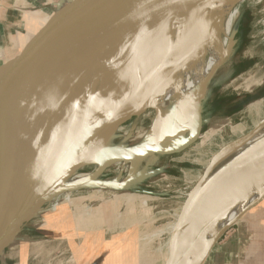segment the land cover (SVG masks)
I'll list each match as a JSON object with an SVG mask.
<instances>
[{"label":"bare ground","instance_id":"6f19581e","mask_svg":"<svg viewBox=\"0 0 264 264\" xmlns=\"http://www.w3.org/2000/svg\"><path fill=\"white\" fill-rule=\"evenodd\" d=\"M200 1L175 0V13L168 22L133 45L129 44L136 19L131 20L129 25L112 32L100 57L51 69L39 79L3 95L0 158L7 162L0 169V214L24 189L38 166L39 171L48 173V164L42 162L48 160L51 150L61 153L54 162L50 160L54 172L60 173L72 158L67 159L64 151L75 149L86 135L99 132L100 116L104 118L102 122L123 116L125 102L137 115L147 109L160 111L146 142L175 143L190 134L196 108L207 90L208 85L203 91L204 83L223 65L232 18L239 4L236 0ZM55 38L38 44L26 58L1 68L0 81H12L30 69L44 50L51 49ZM165 111L169 112L166 116L162 114ZM17 135L28 137V144L17 142L14 139ZM262 143L264 128L257 127L207 173L193 200ZM2 147L5 149L1 150ZM128 164L129 174L120 180L122 183L137 169L138 163ZM87 176H73L66 185H76ZM236 179L235 184L205 202L181 231L176 252L191 246L182 264H196L221 229L264 194V163L243 170ZM58 199L49 202V206Z\"/></svg>","mask_w":264,"mask_h":264},{"label":"rangeland","instance_id":"374dc122","mask_svg":"<svg viewBox=\"0 0 264 264\" xmlns=\"http://www.w3.org/2000/svg\"><path fill=\"white\" fill-rule=\"evenodd\" d=\"M3 2L7 3L8 0ZM9 15V9L0 8V25ZM233 16L229 43L221 62L223 65L208 78L209 83L202 100V131L196 143L181 154L138 163L125 189L86 191L72 194L67 203H61V200L52 202L50 206L45 205L49 208L44 209V206V210L26 224L11 245L0 253V264H76V256L79 255L72 251L69 239L67 241L57 234L60 227L58 222L69 224L67 230L74 232L71 237L74 236L72 240L75 242V236L81 233L70 229L74 222L78 221L76 225L81 227L83 221L122 224L132 220L141 222L147 233L146 238H142L140 257L136 263L162 264L170 228L187 193L202 175L211 157L264 119V95L242 107L234 108L245 98L260 90L264 91V70H258L256 76L253 74L254 69L240 75L245 70L242 67L245 63L260 59L255 45H264V0L238 4ZM66 29L65 25L59 31L64 32ZM123 109L125 113L119 119L109 117L102 122L104 118L100 116V129L102 126L117 125L125 118L137 115L127 102L123 104ZM168 113L165 111L162 114L166 116ZM110 114L113 115V112ZM153 125V111L149 109L123 124L108 147L123 148L141 144L152 133ZM14 139L28 144V137L17 135ZM1 158L0 169L7 162ZM129 167V164L111 166L102 173L100 180L120 181L129 174ZM89 171L91 168L82 172ZM49 227L52 232L56 231L55 235L49 234Z\"/></svg>","mask_w":264,"mask_h":264},{"label":"water","instance_id":"95a60500","mask_svg":"<svg viewBox=\"0 0 264 264\" xmlns=\"http://www.w3.org/2000/svg\"><path fill=\"white\" fill-rule=\"evenodd\" d=\"M70 0H41L31 6L21 17L10 24L7 31L0 35V69L10 63L26 58L33 50L37 49V43L45 35L52 32L50 25L57 21L60 16L61 7ZM206 0H201L200 3ZM251 0H236L242 3ZM263 1V0H256ZM175 0H82L79 12L72 18L77 22L66 33L55 32L59 38L50 50L46 49L40 57L20 75L12 78V81H0V100L9 90L23 83L39 79L50 73V70L60 69L74 62H80L89 58L100 57L109 42L112 32L120 27L129 25L135 20L133 35L129 45L141 42L150 32L161 29L171 16L175 13ZM160 8H159V7ZM47 12V13H45ZM137 18H134V17ZM156 27V28H155ZM129 40V41H130ZM48 44V41L45 43ZM48 47V46H47ZM209 80L204 83V89ZM259 93L241 101L234 108L242 107L259 97ZM149 110V109H147ZM138 115H131L117 125L111 127L102 126L94 136L89 135L79 142L75 149L67 148L63 155L70 159L66 167L60 173L54 172V160L60 156V151L51 150L48 160L43 161L48 173H42L38 168L26 182L24 189L0 214V253L19 234L20 230L34 219L49 202L62 195L71 194L84 190H121L125 189L128 182L100 180L101 174L109 167L118 164L141 163L152 157H169L181 154L193 146L200 137L202 131V103L196 108L193 128L189 135L181 138L175 143H157L155 140L143 142L136 146L123 148H109L108 144L117 130ZM154 114V122L158 120L157 109H150ZM107 125V124H105ZM257 127L264 128V119L258 121L248 132L241 134L238 138L225 145L215 153L206 165L202 175L187 193L173 226L170 228L165 243L162 264H182L187 257L190 247L181 252H176L175 245L180 232L188 223L191 216L208 200L218 196L229 186L237 182V176L252 166L264 163V143L248 152L242 159L232 165L226 173L218 178L210 189L197 199L193 200L196 190L204 181L207 173L223 158L247 137ZM68 138V136H67ZM94 138V139H93ZM69 139V138H68ZM70 140V139H69ZM7 156V155H6ZM50 160L53 161L50 163ZM87 168H92L87 178L76 185L67 186L66 181L77 176ZM53 172V173H52ZM232 176H234L232 178ZM264 197L262 194L249 206L242 210L238 216L208 243L200 255L196 264H202L208 253L218 240L250 209L254 204Z\"/></svg>","mask_w":264,"mask_h":264},{"label":"crops","instance_id":"0c3cea01","mask_svg":"<svg viewBox=\"0 0 264 264\" xmlns=\"http://www.w3.org/2000/svg\"><path fill=\"white\" fill-rule=\"evenodd\" d=\"M41 0H0V8L10 11L9 18L0 25V35L7 31L31 6ZM82 0H70L59 11L57 21L50 25L52 32L45 35L40 44L48 39L66 33L77 22L72 16L80 10ZM8 7V8H6ZM66 25V30L59 31ZM59 31L60 34H55ZM99 192V191H96ZM70 223V221H69ZM72 225L74 231L81 233L71 237L74 232L67 230L66 222L60 225L57 234L69 239L72 251L78 254L76 264H137L142 238H146V227L136 220L122 224L108 222L85 223L78 221ZM69 225V224H68ZM52 227V226H51ZM49 227V234L55 235ZM69 228V227H68ZM51 230V231H50ZM48 234V235H49ZM68 241V240H67ZM74 242V244H73ZM202 264H264V197L248 209L244 215L218 240L208 253Z\"/></svg>","mask_w":264,"mask_h":264},{"label":"flooded vegetation","instance_id":"af4514ba","mask_svg":"<svg viewBox=\"0 0 264 264\" xmlns=\"http://www.w3.org/2000/svg\"><path fill=\"white\" fill-rule=\"evenodd\" d=\"M241 29V28H240ZM243 29V28H242ZM260 44L261 43H258V44H256L255 45V48H256V51H258V53L260 54L259 55V57L258 58H260V59H258L256 62H253V61H251L250 63H245V66L243 65L242 67L245 69L240 75H242L243 73H246V71H250V70H255V73H253L254 74V76H256V73L258 72V70H261V71H263L264 70V49H262V48H264V45H262V47L260 46ZM259 46V47H258ZM259 73H257V75H258ZM263 75V74H262ZM258 93L260 94V95H264V91L262 92L261 90L260 91H258ZM254 94H256V93H254ZM253 94V95H254ZM259 95V96H260ZM246 99V98H245ZM203 118V117H202ZM153 120H154V114H153ZM144 162V161H143ZM119 165V164H118ZM115 166V165H114ZM91 171H92V168H91ZM91 171H89V172H82L81 173V175H86V174H89ZM102 175V174H101ZM101 177V176H100ZM100 177H99V179H100ZM86 191H91V190H84V191H79V192H74V193H71V194H66V195H62V196H60V197H58L59 199L58 200H56V201H61V203L62 202H65V203H67V202H69V196H71L72 194H79V193H82V192H86ZM93 191H100V190H93ZM55 202V201H54ZM49 208V206H46L44 209H48ZM43 209V210H44ZM39 215V214H38ZM37 215V216H38ZM36 216V217H37Z\"/></svg>","mask_w":264,"mask_h":264}]
</instances>
